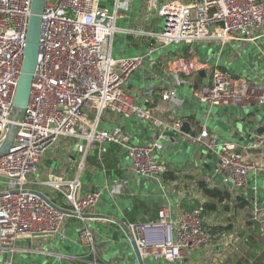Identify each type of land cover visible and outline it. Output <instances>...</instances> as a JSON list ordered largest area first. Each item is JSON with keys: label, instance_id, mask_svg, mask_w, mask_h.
Returning a JSON list of instances; mask_svg holds the SVG:
<instances>
[{"label": "built area", "instance_id": "built-area-1", "mask_svg": "<svg viewBox=\"0 0 264 264\" xmlns=\"http://www.w3.org/2000/svg\"><path fill=\"white\" fill-rule=\"evenodd\" d=\"M32 3L33 0H0V147L9 127H16L10 148L0 156V179H4L0 180V264H15L22 241L52 236L65 239L66 219L74 216L85 220L103 192L111 191L107 185L81 196L79 180H49L45 185L64 197L69 206L66 210L28 187L29 176L61 138L75 140L84 160L94 150L102 158L108 152L106 144H116L131 160L132 173L163 188L162 178L169 166L158 159L164 149L161 141L134 144L121 127L106 131L99 126L105 113L122 119L134 117L159 131L179 132L182 126V122H167L164 109L141 106L128 94L129 78L145 57L115 60L111 46L119 31L116 23L125 17L123 12L129 9V2L118 3L110 11L100 7L99 0H45L30 99L26 109L12 121ZM144 12L163 19L161 33H148L158 42V49L176 44L187 47L186 53L170 62L168 70L170 75L185 80L204 68L197 61L194 44L255 42L254 34L264 30V0H146ZM192 96L210 107L254 100L264 105L263 90L219 68H214L209 83L192 90ZM161 99L169 103V109L181 106L176 89L163 91ZM193 139L218 157L215 173L224 185L235 189L247 186L248 175L255 167L235 144L219 142L207 126ZM263 145L264 132L256 135L252 146L256 149ZM80 169H84V161ZM262 215L255 219L261 222L264 233ZM93 220L120 226L129 240H135L143 260L176 263L188 251L217 246L199 208L183 211L175 220L165 210L156 220ZM80 242L95 250L89 227L81 229Z\"/></svg>", "mask_w": 264, "mask_h": 264}, {"label": "crops", "instance_id": "crops-1", "mask_svg": "<svg viewBox=\"0 0 264 264\" xmlns=\"http://www.w3.org/2000/svg\"><path fill=\"white\" fill-rule=\"evenodd\" d=\"M125 1L129 2V9L123 12L125 17L116 23L119 31L113 37L112 57L115 60L145 57L142 66L129 78L128 94L141 106L164 109L163 117L170 124L188 122L197 133L207 126L211 134L219 138V142L235 144L255 170L249 173L246 187L235 189L226 186L215 173L218 157L207 152L193 138L177 133L172 141L165 135L167 130H156L134 117L122 119L114 113H105L100 130L111 131L121 127L131 141L139 145L161 141L164 149L158 159L176 171L177 179L166 181L162 178V188L155 181L132 173L131 160L116 144H106L108 152L102 158L94 150L84 160V155L77 151L75 140L61 138L45 155L37 171L29 176L28 187L41 192L66 210H69V206L64 197L45 185L49 180H79L81 196L107 185H110L111 191L103 192L99 204L85 216V220L74 216L66 219L63 226L65 239L52 236L20 242L18 248L21 250L17 253L15 264H44V257H49L53 264H139L120 226L93 219L113 218L121 221L133 216L136 221L156 220L159 213L165 210L175 220L188 206L206 200L196 180H204L210 188L229 190L233 199L228 203L230 208L205 218V226H232V230L213 237L217 246L213 244L188 251L176 263L145 259V264H237L263 259L264 233L262 230L257 232L251 220L260 218L262 214L264 220V145L256 149L252 146L256 135L264 132V105L254 100L241 105L210 107L195 100L192 90L209 83L214 68H219L264 91V30L254 34L257 38L255 42H230L224 46L216 42L194 44L197 61L204 68L185 80L170 75L168 70L170 62L177 55L186 53L187 47L176 44L158 49V42L148 33H161L158 32V25L159 22L163 25V19L145 14L146 0H99V5L112 11L118 3ZM114 44L117 45L116 52ZM180 79L184 82H180ZM168 89L178 92L181 106L177 110L169 109V103L161 99V93ZM111 145H116L118 150L110 152ZM83 161L84 169L81 171ZM207 180L210 182L207 183ZM239 197L249 200L251 207L239 208L236 204ZM241 214H245V218L238 226L237 219ZM219 215L223 217L221 221L216 217ZM85 226L92 230L94 251L80 242V232ZM249 236L254 238L251 245H248Z\"/></svg>", "mask_w": 264, "mask_h": 264}, {"label": "water", "instance_id": "water-1", "mask_svg": "<svg viewBox=\"0 0 264 264\" xmlns=\"http://www.w3.org/2000/svg\"><path fill=\"white\" fill-rule=\"evenodd\" d=\"M44 2L45 0H33L32 3L31 17L27 30V46L24 53L22 72L20 75L18 88L13 102L15 113L13 114L12 121H16L18 113L26 109L30 99L33 75L36 70L39 55V42L42 29L41 15L44 9ZM15 130L16 127L14 124H12L9 127L7 137L4 143L0 147V156L4 155L10 148L14 140ZM177 133L187 135L191 138H195L197 135L196 130H194L191 127V124L188 122L182 123L179 132L169 129L165 132V135L169 136L173 141V139L177 136ZM37 193L51 204V202L42 193ZM251 223L254 225V229L260 233L262 230L261 222L258 219H252ZM129 242L138 263L145 264L144 260L142 259L139 253V249L135 243V240L130 239ZM44 259L46 260L44 264H53L49 261V257H44Z\"/></svg>", "mask_w": 264, "mask_h": 264}, {"label": "trees", "instance_id": "trees-1", "mask_svg": "<svg viewBox=\"0 0 264 264\" xmlns=\"http://www.w3.org/2000/svg\"><path fill=\"white\" fill-rule=\"evenodd\" d=\"M109 150L110 152H113L118 150V148L116 145H111ZM176 175H177L176 171H173L170 168H168L167 172L163 175V178L166 181H175L177 179ZM196 185L198 189L202 192L206 200L202 203L197 201L196 203L193 204V206L191 207L188 206V208H186L187 210H193L199 208L202 211V217L205 219L208 217H212L215 214H218L220 210L224 211L230 208L228 203H231L233 199L231 193L227 188H219V187L210 188L205 183L204 180H196ZM236 204L241 209L251 207L250 201L243 197L237 198ZM129 220L136 221L133 216H129ZM207 229L209 230L211 236L214 237L218 235H223L224 233L231 231L232 226H228V227L212 226V227H208ZM252 240H254V238L252 236H249L248 245L252 244L251 243ZM258 252L262 254V251L260 249H258ZM237 264H264V258L254 260L253 262H250L249 260L244 262H237Z\"/></svg>", "mask_w": 264, "mask_h": 264}, {"label": "rangeland", "instance_id": "rangeland-1", "mask_svg": "<svg viewBox=\"0 0 264 264\" xmlns=\"http://www.w3.org/2000/svg\"><path fill=\"white\" fill-rule=\"evenodd\" d=\"M172 1V0H171ZM161 24V25H160ZM119 25H120V23H119ZM159 27H158V32H162L163 31V25H162V23L161 22H159V25H158ZM114 49H115V52L117 51V45L116 44H114ZM116 54V53H115ZM131 77V76H130ZM0 180H4V179H0ZM222 216V215H221ZM217 218H219V220L221 221V219L220 218H223V217H220V215L219 216H216ZM237 217V216H236ZM243 218H245V214H241L240 216H239V219H237L238 220V223H237V225L239 226L240 225V223H241V220L243 219ZM246 218H247V216H246ZM237 220H234L235 222L237 221ZM243 221V220H242ZM222 222H224V220L222 221Z\"/></svg>", "mask_w": 264, "mask_h": 264}]
</instances>
